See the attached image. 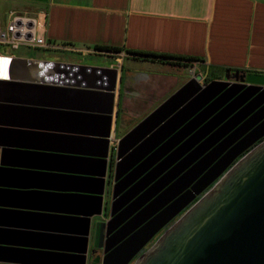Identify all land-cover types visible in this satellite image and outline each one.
Here are the masks:
<instances>
[{
	"label": "crops",
	"instance_id": "obj_1",
	"mask_svg": "<svg viewBox=\"0 0 264 264\" xmlns=\"http://www.w3.org/2000/svg\"><path fill=\"white\" fill-rule=\"evenodd\" d=\"M11 10L47 13L49 46L15 50L16 74L42 76L40 61L112 67L116 78L109 90L108 76L76 70L0 103V264H95L118 140L192 74H264V0H0V27Z\"/></svg>",
	"mask_w": 264,
	"mask_h": 264
},
{
	"label": "water",
	"instance_id": "obj_2",
	"mask_svg": "<svg viewBox=\"0 0 264 264\" xmlns=\"http://www.w3.org/2000/svg\"><path fill=\"white\" fill-rule=\"evenodd\" d=\"M33 63L43 75L12 69L0 79V103L26 87L66 84L62 75L76 70L108 76L114 89L112 67ZM239 74L233 82L230 70L226 80L191 76L118 140L95 264H264V74Z\"/></svg>",
	"mask_w": 264,
	"mask_h": 264
},
{
	"label": "built area",
	"instance_id": "obj_3",
	"mask_svg": "<svg viewBox=\"0 0 264 264\" xmlns=\"http://www.w3.org/2000/svg\"><path fill=\"white\" fill-rule=\"evenodd\" d=\"M47 13L39 10L35 14L19 13L11 10L8 22L0 27V47L7 46L12 52L20 46L34 48H45L49 43L45 39L43 30L46 24ZM87 52H96L95 49H86ZM12 52L0 51V72L5 71L6 75H0V79H10V73L14 64Z\"/></svg>",
	"mask_w": 264,
	"mask_h": 264
},
{
	"label": "flooded vegetation",
	"instance_id": "obj_4",
	"mask_svg": "<svg viewBox=\"0 0 264 264\" xmlns=\"http://www.w3.org/2000/svg\"><path fill=\"white\" fill-rule=\"evenodd\" d=\"M247 73V72H246ZM241 74H243V72H240V74L239 75H237V76H239V77H241ZM235 77H236V75H235V72H233V71H231L230 72V77L227 79L228 81H235ZM222 80H226V76L222 79ZM240 79H238L237 81H239ZM239 87H240V85H238ZM226 97L227 96H224L222 99H226ZM232 99V98H231ZM231 99H229V100H231ZM242 155H240L236 160H238L240 157H241ZM208 189V188H207ZM198 197H200V196H198ZM197 197V198H198ZM194 202V201H193ZM193 202L191 203V204H193ZM180 215H178L176 218H178ZM175 218V219H176ZM175 219H173L165 228H167ZM165 228L163 229V230H161L145 247H144V249L142 250V251H144L150 244H152L153 242H154V240L165 230ZM141 251V252H142ZM140 252V253H141ZM139 253V254H140Z\"/></svg>",
	"mask_w": 264,
	"mask_h": 264
},
{
	"label": "trees",
	"instance_id": "obj_5",
	"mask_svg": "<svg viewBox=\"0 0 264 264\" xmlns=\"http://www.w3.org/2000/svg\"><path fill=\"white\" fill-rule=\"evenodd\" d=\"M155 56H158L156 54H153ZM160 57H168V58H172V59H175L174 62L172 63H176V64H181L178 60H196V58H193V57H189V56H183V55H170V54H161L159 55Z\"/></svg>",
	"mask_w": 264,
	"mask_h": 264
},
{
	"label": "rangeland",
	"instance_id": "obj_6",
	"mask_svg": "<svg viewBox=\"0 0 264 264\" xmlns=\"http://www.w3.org/2000/svg\"><path fill=\"white\" fill-rule=\"evenodd\" d=\"M0 51L1 52H5V53H8V52H12V51H10L9 49H8V47L7 46H1L0 47ZM13 53V52H12ZM17 54H18V52H17ZM47 55H49V54H47ZM173 69V68H172ZM178 68H174L173 70H175L176 72H177V78L178 77H180L181 75H183V70L182 69H179V70H177ZM192 75H194V74H192ZM177 81H178V84L181 82V78H178V79H176ZM180 87V86H179Z\"/></svg>",
	"mask_w": 264,
	"mask_h": 264
},
{
	"label": "bare ground",
	"instance_id": "obj_7",
	"mask_svg": "<svg viewBox=\"0 0 264 264\" xmlns=\"http://www.w3.org/2000/svg\"><path fill=\"white\" fill-rule=\"evenodd\" d=\"M0 75H6L5 71L0 72Z\"/></svg>",
	"mask_w": 264,
	"mask_h": 264
}]
</instances>
